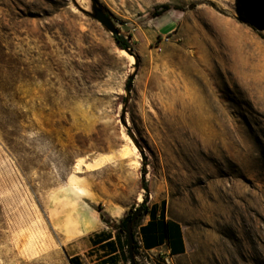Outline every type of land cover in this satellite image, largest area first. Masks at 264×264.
<instances>
[{"label":"rangeland","instance_id":"1","mask_svg":"<svg viewBox=\"0 0 264 264\" xmlns=\"http://www.w3.org/2000/svg\"><path fill=\"white\" fill-rule=\"evenodd\" d=\"M97 1L133 65L76 0H0V264H68L59 187L100 156L90 221L139 193L182 227L179 264H264V0Z\"/></svg>","mask_w":264,"mask_h":264},{"label":"crops","instance_id":"2","mask_svg":"<svg viewBox=\"0 0 264 264\" xmlns=\"http://www.w3.org/2000/svg\"><path fill=\"white\" fill-rule=\"evenodd\" d=\"M138 195L141 194H134L133 203L138 202ZM163 203L157 200L147 202L146 211L138 216L134 224L136 264H179L180 258L187 253L182 227L168 216L165 205L162 208ZM127 213L122 209L117 217L107 214L108 223L94 215L96 219L91 220L92 231L64 242L62 248L68 264L70 260L73 264H130L125 236L118 227Z\"/></svg>","mask_w":264,"mask_h":264},{"label":"bare ground","instance_id":"3","mask_svg":"<svg viewBox=\"0 0 264 264\" xmlns=\"http://www.w3.org/2000/svg\"><path fill=\"white\" fill-rule=\"evenodd\" d=\"M106 1L109 3L113 2L112 0H106ZM217 1L224 6H238L239 5L238 0H217ZM76 2L82 8H84V9L88 8L87 0H76ZM120 53H122V55L124 57H126V59L130 62V64H132V65L134 64L133 57L126 55L123 51H120ZM127 142H128V146H129L128 148H129L130 152L134 155H137L138 154L137 149L133 145L131 140L127 138ZM127 157H128L127 154H125L122 157V159H127ZM105 162H106L105 156H100L96 159H93L91 161H85V162H83V159H80L79 162H77L73 165L70 173L67 175V177L65 179V182L59 187L61 197L64 199V201L67 204H70L73 207V208H71L72 210H67V212L64 216L63 225L61 224L63 222L62 219H57V221H56V222H58V225H56V226H58V228H59V233L62 234L67 240L72 239L73 237L78 236L80 234L87 233L90 230L91 231L93 230L92 229L93 225L91 224V221L89 220V218L87 217V214H86V210L89 209V207L85 203H83L84 204V206L82 207L83 211H81V210L79 211V210L74 208V205L76 204L75 202H77L78 200L79 201L80 200H84V201L86 200V201H89L90 203H98L99 200H98V198L95 197V195H92L91 193H89L88 191H86L84 189L85 188L84 186L88 185V182H87L88 180L86 181L83 177H80L79 175L82 172H94V171L100 170L105 165ZM136 164L139 165V163H136ZM89 190H91V189H89ZM142 200H143L142 196L138 195L137 201L141 202ZM121 212H122V210H119V209H110L109 210V213L115 217L119 216L121 214ZM59 223L61 224V226ZM55 228L57 229V227H55ZM48 255L57 256V253L52 252ZM62 263H63V261H62Z\"/></svg>","mask_w":264,"mask_h":264},{"label":"water","instance_id":"4","mask_svg":"<svg viewBox=\"0 0 264 264\" xmlns=\"http://www.w3.org/2000/svg\"><path fill=\"white\" fill-rule=\"evenodd\" d=\"M87 4H88L87 5L88 6L87 10L79 8L82 13L88 15L90 18H92L97 23H99L101 25V27L105 31L109 32L112 36L120 35L119 30L115 27L111 17L106 14V12L100 6V4L98 3L97 0H87ZM123 52H125L126 54H130V52L126 51V50H123ZM131 80H132V78L129 79V83H128L127 87H126V98H125L124 106H126L128 101H129V92H130L131 87H132L131 86ZM129 137L132 139L131 135H129ZM145 203L146 202H144L142 200L141 204H145ZM140 205L137 207V209H135L133 211V213L131 215V219L125 225L127 251H128V256H129V259H130V264H136L135 263L134 253H133L132 224H133L134 220L142 213V208L140 207Z\"/></svg>","mask_w":264,"mask_h":264},{"label":"trees","instance_id":"5","mask_svg":"<svg viewBox=\"0 0 264 264\" xmlns=\"http://www.w3.org/2000/svg\"><path fill=\"white\" fill-rule=\"evenodd\" d=\"M168 10H169V7L167 5L157 6L156 12L154 13V16L158 17L162 13L167 12ZM112 38L114 40L116 48H118L120 51L126 50V51H129L130 53H132L131 46H130L129 42L127 41V39H125L124 36L118 35V36H112ZM141 189L144 192L148 191L147 185L144 182H142V184H141ZM143 201L145 202V199ZM164 205L165 204L163 203L162 208H164ZM140 207L142 208V213L145 212L147 209L145 204H141ZM132 213H133V209L129 210V212L125 215V217L120 221V223L118 225L120 233L124 234V236H125L126 246H127V241H126V235H125V233H126L125 225L131 219ZM137 218L134 220V222L132 224V231H133V227H134V224H135ZM100 219H101V221H103L102 215H100ZM105 223H108V222H105ZM133 253H134V257H135L136 256V244H135L134 240H133ZM70 264H73L72 260H70Z\"/></svg>","mask_w":264,"mask_h":264}]
</instances>
